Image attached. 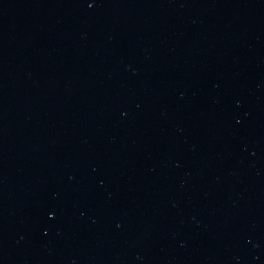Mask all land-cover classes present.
<instances>
[{
  "label": "water",
  "instance_id": "water-1",
  "mask_svg": "<svg viewBox=\"0 0 264 264\" xmlns=\"http://www.w3.org/2000/svg\"><path fill=\"white\" fill-rule=\"evenodd\" d=\"M0 264H264V0H0Z\"/></svg>",
  "mask_w": 264,
  "mask_h": 264
}]
</instances>
